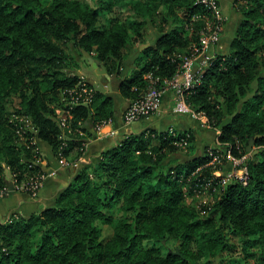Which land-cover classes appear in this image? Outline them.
<instances>
[{"label":"trees","instance_id":"trees-1","mask_svg":"<svg viewBox=\"0 0 264 264\" xmlns=\"http://www.w3.org/2000/svg\"><path fill=\"white\" fill-rule=\"evenodd\" d=\"M235 9L231 51L209 60L187 96L218 142L200 151L191 129L123 134L73 172L54 205L0 223V264H264V0ZM209 16L201 0H0V187L7 169L18 182L45 175L38 139L76 159L91 128L114 118L113 96L92 83L93 100L73 102L84 83L76 50L120 75L142 46L119 82L132 102L181 71ZM58 109L71 113L66 127ZM228 150L247 154V184L222 183L226 157L209 164ZM200 190L215 196L198 202ZM116 204L124 215L103 241L98 221Z\"/></svg>","mask_w":264,"mask_h":264},{"label":"crops","instance_id":"crops-1","mask_svg":"<svg viewBox=\"0 0 264 264\" xmlns=\"http://www.w3.org/2000/svg\"><path fill=\"white\" fill-rule=\"evenodd\" d=\"M220 1L223 2V5L225 2L232 3V0ZM233 12L235 13L236 10H233ZM235 14L238 18H241L239 17V15H241L239 12H236ZM226 23L227 22H225V28L219 42L212 45L207 51V54L210 56L216 55L217 53L225 54L231 51V41L234 37V32L231 35L227 34L226 30H228V27ZM135 51H138V49H135ZM82 69L86 68H79L77 73L81 74V76L86 73L85 75L87 78L85 76L84 77L99 89L104 90L102 85L99 86L97 83L101 80V76L105 78V86L107 87V90L105 91L113 96L115 109L117 111L112 123L104 126L100 132L95 131L93 127L91 128V134L87 138L83 154L85 161L90 162L93 158L98 157L104 148L115 144L121 139L123 134L128 132H138L147 127L159 130L174 128L182 131L191 129L194 132L196 124L193 118L190 117L191 115L178 114L174 111L175 98L174 91L172 89H167L165 91L161 112L149 118L127 124L123 120V115L126 107L131 103V101L124 98L120 93V78L117 77V83H115L114 74L111 75L110 79H107L104 75H100L97 70V74L93 75L90 74L89 70L86 72L82 71ZM108 80L111 83V87H108L107 85ZM37 144L43 155L39 164L45 171L42 187L33 196L15 190L13 185L14 176L7 169L5 172V178L9 187V192L4 197H0V223L5 222L14 214L30 215L35 212H40L45 207L54 205L59 191L68 185L73 177L75 169L67 166L62 159L56 157L48 142L38 139ZM74 154L68 156L67 158L74 160Z\"/></svg>","mask_w":264,"mask_h":264},{"label":"built area","instance_id":"built-area-1","mask_svg":"<svg viewBox=\"0 0 264 264\" xmlns=\"http://www.w3.org/2000/svg\"><path fill=\"white\" fill-rule=\"evenodd\" d=\"M201 1L206 3L208 7L212 9V16L206 18V27L203 30V35L201 38L202 45L195 48L197 52L196 54L185 57L182 63L181 71L177 73L172 79L167 80L166 85L159 87L155 84H152L145 93H143L138 99L132 101L126 107L123 115V120L125 123L131 124L161 112L165 91L167 89H172L174 91V111L176 113L190 114L193 118L200 120L202 125L212 127L209 123L207 115L204 112L196 110L194 107H192L187 100V96L191 92L192 88L201 81L202 70L209 63V60L215 56H210L207 54V51L212 45L217 44L221 39L226 17L221 12L220 5H218L219 0ZM149 77H151V75H149ZM82 78L84 83H82L79 89L75 90L73 102L83 101L85 103H90L93 100L94 88L87 84L89 81L84 76H82ZM57 111L59 114L63 112V115L60 116L63 125L66 127L67 120L71 117L70 111L63 109H58ZM112 121L113 119L110 118L97 123L95 131L100 132L104 126L111 124ZM168 130L174 135L177 134L174 128H170ZM177 143L186 147L188 145V138H181ZM83 154L74 160H70L66 156H61L60 159H62V161H64L67 166H70L76 170L84 163H87L83 157ZM224 157H226L229 161V173L227 175H223L222 183L227 184L231 177L237 176L244 184H247L249 179L248 169L242 166L245 159L247 158V154H244L241 157H236L232 154L231 150H228L225 153V156L215 153L209 164L215 165L217 163H222V158ZM215 173L218 176L222 175L220 170H216ZM44 177L45 175H40L39 177H32L29 180H23L21 182H18L14 178V189L33 196L42 187ZM201 191L202 190L199 192ZM8 192V185L0 187V197H4L8 194Z\"/></svg>","mask_w":264,"mask_h":264},{"label":"rangeland","instance_id":"rangeland-1","mask_svg":"<svg viewBox=\"0 0 264 264\" xmlns=\"http://www.w3.org/2000/svg\"><path fill=\"white\" fill-rule=\"evenodd\" d=\"M235 1L236 0H232V3L225 2L224 5L222 4L223 2L220 1L221 12L225 15L226 19L228 17L227 21H225V22H227L226 24H227L228 30H226V32L228 35L233 34V32L235 33V29L237 27L238 21H239V19H241V18H238L236 16L235 13L237 11L235 13L233 12V10H236L235 9ZM239 17H241V15H239ZM224 28H225V26H224ZM155 37H156V31L154 28L151 27L150 30L148 31L147 41L149 43H151L155 39ZM141 47L142 46L139 47V50ZM139 50L138 51H135L134 49L130 50L128 58L122 67V70H121L122 72L120 73V75L114 74L115 83H117V77L120 78L121 76L127 75L131 72V69L135 66L134 59L137 56ZM76 54L80 60V64H81L80 68H86L87 69V70L82 69V71L88 72V70H89L90 74L96 75L97 74L96 69L93 68L92 64L88 61V59L85 56H82L80 53H78V50H76ZM85 74H83V76L86 77ZM79 75H81V74H79ZM97 84L99 86L102 85L104 90H107V87L105 86L106 85L105 84V78L103 76H101V80ZM62 113H60V115H63ZM190 117L193 118L192 116H190ZM193 120L195 121V124H196V126L194 128V136H195V141L197 143L196 146H197L198 150L201 151V148L208 143H212V144L217 143V135L220 134L219 133L220 130L212 129V127L204 126L201 124L200 120H198V119L193 118ZM253 148H256L255 145H253ZM185 151H186V149H185ZM62 189L59 191L57 197L61 193ZM214 196H215V193H208V192L203 193V191H201V192H198L196 195H194V198L197 201L199 200L198 202H200L201 200L209 201L212 198H214ZM109 214L113 218L111 221H107V220H99L98 221V224L102 227L101 239L103 241H107L109 238L112 237V235L114 233V227L119 222L122 215H124V211L122 210V208L120 207L119 204H116L113 208H111V210L109 211ZM10 218H8L7 220H9ZM172 246H173V243H172ZM212 264H217V263L214 262Z\"/></svg>","mask_w":264,"mask_h":264},{"label":"water","instance_id":"water-1","mask_svg":"<svg viewBox=\"0 0 264 264\" xmlns=\"http://www.w3.org/2000/svg\"><path fill=\"white\" fill-rule=\"evenodd\" d=\"M84 54L86 55L88 61L92 64V66L98 71V73L100 74H103L107 79H110L111 78V75L108 73L107 69H106V66L102 63H99L95 58L94 56H92L90 54L89 51H84ZM107 85L108 87H111V83L110 81L108 80L107 81ZM259 149H254L253 150V154L256 153Z\"/></svg>","mask_w":264,"mask_h":264}]
</instances>
